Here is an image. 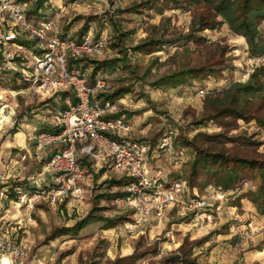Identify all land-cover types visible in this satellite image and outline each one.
<instances>
[{
  "label": "rangeland",
  "instance_id": "1",
  "mask_svg": "<svg viewBox=\"0 0 264 264\" xmlns=\"http://www.w3.org/2000/svg\"><path fill=\"white\" fill-rule=\"evenodd\" d=\"M9 1L21 2L32 22H50L66 37L77 39L87 29L84 34L106 38V50L83 58L78 66L92 84V63L115 65L97 72L95 80L105 84L97 100L104 99L100 93L127 92L116 100L115 115L125 114L131 127L129 138L149 145L152 175L190 184L196 148L264 160V106L258 97H246L250 101L245 119L218 113L220 108L232 106L227 90L235 83H246L252 74L246 42L227 25L193 32L192 22L203 11L202 6H176L170 0ZM9 32L28 41L8 13L0 11V36ZM260 34L264 38V25ZM150 42L154 44L150 49H137ZM261 60L259 68L264 70V57ZM201 66L216 75L177 87L166 80L175 72ZM68 97L69 93L40 95L0 69V111L4 110L0 113V175L34 184L46 160L57 150H38L34 137L41 130L55 129L54 115L63 110ZM13 130L25 135L21 136L22 145L14 143L15 149L10 147ZM168 132L174 135L173 149L165 152L159 144ZM80 165L86 173L81 183L82 201L59 207L41 203L31 211L10 205L2 216L13 222L29 256L39 264H264V215L250 200L259 181L244 176L227 192L226 204L198 217L167 211L132 235L126 229L132 211L120 210L115 203L122 192L114 183L120 181V174L86 158L80 159ZM207 183L214 185L212 176L203 171L193 179L196 187H187L191 194L203 197ZM93 210L94 216L113 222L97 221L77 234L60 233Z\"/></svg>",
  "mask_w": 264,
  "mask_h": 264
},
{
  "label": "built area",
  "instance_id": "2",
  "mask_svg": "<svg viewBox=\"0 0 264 264\" xmlns=\"http://www.w3.org/2000/svg\"><path fill=\"white\" fill-rule=\"evenodd\" d=\"M25 7L18 1L0 0V11L8 13L13 24L28 34V40L36 41V52L12 44L18 39L13 32L0 36L1 70L18 73L40 95L69 93L72 97L66 99V108L54 115L55 130L41 131L34 137L38 150L57 149L34 184H22L9 174L0 175V264L40 263L29 256L28 246L18 238L13 222L2 216L10 205L31 211L41 203L59 207L69 201H82L81 183L86 178L80 165L82 158L108 165L129 180L123 188L126 195L115 203L120 210L132 211L126 226L132 235L141 233L151 218L161 219L167 211L198 217L228 202L227 192L216 186H209L199 197L190 193L182 179L163 180L150 173L149 145L128 137L131 127L124 116L115 117V103L97 100L105 84L98 81L90 86L82 70L70 63L101 55L107 48L104 36L95 38L88 33L80 41L62 38L52 23L35 26L27 20ZM248 63L253 73L262 60L249 57ZM173 141V133H166L160 149L171 151Z\"/></svg>",
  "mask_w": 264,
  "mask_h": 264
},
{
  "label": "trees",
  "instance_id": "3",
  "mask_svg": "<svg viewBox=\"0 0 264 264\" xmlns=\"http://www.w3.org/2000/svg\"><path fill=\"white\" fill-rule=\"evenodd\" d=\"M44 2L45 0H40ZM176 6L185 3L188 7L202 6L203 11L194 17L192 22L193 32H201L205 30H215L223 25H227L229 30L236 36L242 37L247 45V52L250 57L263 58L264 57V38L260 34V27L264 25V0H170ZM27 18V16H26ZM27 20L31 21L29 18ZM32 22V21H31ZM35 26L47 24L50 22L35 23ZM87 29L83 31L86 33ZM82 32V35L77 39L71 38L77 41L82 40L86 35ZM28 35L27 33H24ZM62 38H66L65 35L60 34ZM100 36H96L98 38ZM202 40L201 38H198ZM19 42V43H18ZM17 46L26 49L29 52L35 53L36 41L28 40L23 42L19 39L11 42ZM154 45L153 42L145 43L137 48L138 50H148ZM15 50L16 48H12ZM81 59L78 61H71V64H76L77 67ZM21 61L20 58L17 59ZM94 69L91 75V79L94 80L90 86H95L97 82L96 75L99 70H105L106 68H113V63H92ZM80 68V67H79ZM1 69V66H0ZM3 71V70H2ZM5 72V71H4ZM8 73V72H6ZM17 78L24 85L30 87L26 82L22 81L21 76L18 73H8ZM216 72L206 66L183 69L179 72H175L172 75L166 77V80L171 83L172 87L191 84L194 80H204L208 77L215 76ZM261 79H264V70L257 68L251 75L246 83H235L226 92L227 97L230 99V105L225 106L218 110V113L226 116H234L239 119H245L246 105L249 99L248 97H258L261 101V105L264 106V84L261 83ZM127 92L124 90H117L116 92L106 95L100 93L103 96L104 101H111L113 103L116 100H120ZM64 94V93H62ZM67 95V94H65ZM71 95V94H70ZM72 97V96H71ZM247 97V98H246ZM75 102V99H73ZM66 106L63 108L65 109ZM124 116L125 114L119 112L115 117ZM126 118V117H125ZM261 123L262 120H259ZM128 122V121H127ZM55 130V129H54ZM53 130V131H54ZM48 131V130H41ZM40 131V132H41ZM18 131L13 130L12 134H16ZM190 144L185 143V146ZM197 154L191 164V178H195L200 172L205 171L213 178V186L221 188L223 191H230L235 185H237L240 179L244 176L249 177L251 180L259 181L258 190L250 194V200L255 205L259 214L264 215V160L257 161L254 159H247L236 155H226L223 153L209 152L200 148L195 149ZM48 160V159H47ZM46 160V161H47ZM179 179V178H178ZM193 179L188 183V186L194 188ZM128 179L121 177L120 181L114 182L121 189L122 192L116 196V199L124 197L126 193L123 188L128 184ZM206 185L209 186L207 183ZM107 197H111L106 194ZM65 204V203H64ZM95 210L91 211L85 218L75 223L72 228H65L60 230V233L74 232L79 233L86 228L89 224L97 221H105L106 224H110L113 221L105 220L94 216Z\"/></svg>",
  "mask_w": 264,
  "mask_h": 264
},
{
  "label": "crops",
  "instance_id": "4",
  "mask_svg": "<svg viewBox=\"0 0 264 264\" xmlns=\"http://www.w3.org/2000/svg\"><path fill=\"white\" fill-rule=\"evenodd\" d=\"M22 135L25 136L23 132L18 131V133H16V134L14 135V137L12 138L13 140L11 139V140L13 141V145H12V144L10 143V141H9V142L7 143V146H10V144H11L10 147L15 149V148H16V146H15L16 144H17V146H18V145H22V143H23V142H22V137H21ZM14 143H16V144H14ZM11 148H10V149H11ZM22 149H23V148H22ZM9 167H10V166H9ZM14 167H15V168H14ZM105 167L107 168V167H109V166L106 165ZM13 168H14V171H15V169L17 168L16 164L13 165ZM17 170H18V169H17ZM75 202H78V201H75Z\"/></svg>",
  "mask_w": 264,
  "mask_h": 264
},
{
  "label": "bare ground",
  "instance_id": "5",
  "mask_svg": "<svg viewBox=\"0 0 264 264\" xmlns=\"http://www.w3.org/2000/svg\"><path fill=\"white\" fill-rule=\"evenodd\" d=\"M4 112V110L2 109L1 111H0V113H3ZM0 123H1V121H0Z\"/></svg>",
  "mask_w": 264,
  "mask_h": 264
}]
</instances>
